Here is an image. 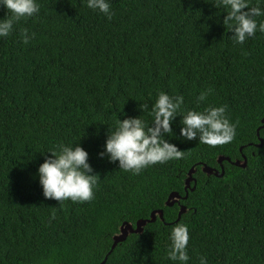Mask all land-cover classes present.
Here are the masks:
<instances>
[{"label":"trees","instance_id":"trees-1","mask_svg":"<svg viewBox=\"0 0 264 264\" xmlns=\"http://www.w3.org/2000/svg\"><path fill=\"white\" fill-rule=\"evenodd\" d=\"M39 4L38 14L0 37V264H99L125 221L135 226L157 209L178 217L180 208L166 202L184 193L193 166L221 170V155L241 154L245 167L225 160L224 176L202 174L178 221L147 223L105 264H177L167 258L177 223L188 226L186 264L201 256L208 264H264V142L251 145L260 143L264 118V32L234 44L222 23L226 11L206 0H111V19L85 0ZM6 13L0 6V18ZM24 30L34 34L28 43ZM160 91L182 95L184 109L225 106L233 141L212 147L166 136L183 158L139 174L101 159L110 126L125 115L150 123ZM179 120L172 122L177 134ZM73 142L99 179L91 201L59 204L44 198L37 168L48 150Z\"/></svg>","mask_w":264,"mask_h":264},{"label":"clouds","instance_id":"clouds-1","mask_svg":"<svg viewBox=\"0 0 264 264\" xmlns=\"http://www.w3.org/2000/svg\"><path fill=\"white\" fill-rule=\"evenodd\" d=\"M217 9L226 11L222 23L231 30V40L234 44H243L257 31L264 32V20L259 23L255 17L264 16V8L260 7L264 0H257L250 6V0H206ZM86 6L108 19L112 18L111 0H85ZM0 6L7 13L0 18V37L8 36L15 22L34 17L40 11L39 0H0ZM34 35V34H32ZM24 30V43L32 38ZM211 92L207 89L199 94L203 101ZM182 95L170 96L164 91L158 92L151 105L150 123L139 116L124 119L117 118L110 126L102 151L98 156L107 157L110 163L118 164L119 170L139 174L148 166L163 164L167 161L183 158L184 153L175 143L165 137H175L184 141L198 140L199 144L215 147L233 141L236 128L225 115V106H209L203 111L184 109ZM139 107L144 110L145 105ZM179 133L172 122L177 116ZM60 144L45 157L37 168L38 182L45 199H53L62 204L66 200L74 203L91 201L94 198V188L99 174L95 173L88 161V152L79 144ZM168 239L170 241L167 258L177 264H186L189 260L187 245L189 242L188 226L177 223L171 227ZM199 264H208L207 259L200 257Z\"/></svg>","mask_w":264,"mask_h":264},{"label":"water","instance_id":"water-1","mask_svg":"<svg viewBox=\"0 0 264 264\" xmlns=\"http://www.w3.org/2000/svg\"><path fill=\"white\" fill-rule=\"evenodd\" d=\"M263 125L260 126L257 130V138L259 139L260 143L258 144H251L255 147H260L262 146L264 139L260 136V130L261 128H264V118L262 120ZM245 146L240 148V152L243 153ZM243 158V160H242ZM229 161L232 164L240 167H245L247 163L249 162V159L246 155L241 154V157H237L235 160H232L228 156L221 155L218 158V163L221 166V170H219L216 167H212L208 164L205 163H200V166H193L188 173L186 174V178L183 181L184 184V193H180L178 191L172 192L171 195L169 196L166 204L168 206H176L179 207V213L178 217L175 219L170 218L169 216H165L164 210L163 209H157L152 212L151 218L148 219H140L136 225L134 226L132 223L125 221L122 226L119 234H116L114 236V242L112 244V247L110 250H108L105 254V257L102 261L99 262V264H105L110 253L114 250V248L117 246L118 243L126 240V238L131 234V233H142L144 230V227L146 226L147 223L154 222L155 220H159L163 224H170L178 221L182 214L187 211V207L183 204H181L182 200H185L189 196V191L194 190L196 187V183L198 179L202 176V174H208V175H216L217 177H222L225 174V168H224V161Z\"/></svg>","mask_w":264,"mask_h":264},{"label":"built area","instance_id":"built-area-1","mask_svg":"<svg viewBox=\"0 0 264 264\" xmlns=\"http://www.w3.org/2000/svg\"><path fill=\"white\" fill-rule=\"evenodd\" d=\"M242 160H243V158H242Z\"/></svg>","mask_w":264,"mask_h":264}]
</instances>
